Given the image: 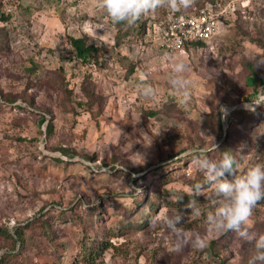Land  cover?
Segmentation results:
<instances>
[{
  "label": "rangeland",
  "instance_id": "obj_1",
  "mask_svg": "<svg viewBox=\"0 0 264 264\" xmlns=\"http://www.w3.org/2000/svg\"><path fill=\"white\" fill-rule=\"evenodd\" d=\"M218 1L221 7L230 2ZM198 4L178 11L193 14ZM236 7L221 17L218 34L203 48L165 51L154 30L177 12L168 7L128 24L114 23L95 0H0V227L13 234L15 227L47 217L56 234L50 241L29 227L27 256L16 264H55L63 255V264H87L80 256L83 243L106 240L104 233H111L114 248L96 264H219V259L249 264L255 242L212 228L207 218L223 198L193 163L198 153L219 160V145L231 141L229 116L235 136L241 139L248 130L243 145L231 146L237 150L236 176L264 162V126H235L239 113L264 103V0ZM69 37L98 47L94 60L84 64ZM248 62L263 84L257 85L256 99L244 101L242 94L253 89ZM178 63L185 65L183 73H175ZM177 75L186 81L183 87L173 86ZM145 85L154 96L143 95ZM261 119L264 125V115ZM49 123L54 131L47 139ZM56 147L76 155L69 159ZM169 191L202 198L194 202L200 215L189 204L160 208ZM146 193L159 206L150 224L138 226L149 213L145 207L133 219L136 227L120 230V209ZM96 207L93 228L103 237L84 232L81 223ZM51 208L66 217L58 218ZM175 210L183 213L180 232L165 220ZM247 228L255 237L264 235V202L254 207ZM212 241L215 254L209 259L205 250ZM5 247L0 238V257Z\"/></svg>",
  "mask_w": 264,
  "mask_h": 264
},
{
  "label": "clouds",
  "instance_id": "obj_2",
  "mask_svg": "<svg viewBox=\"0 0 264 264\" xmlns=\"http://www.w3.org/2000/svg\"><path fill=\"white\" fill-rule=\"evenodd\" d=\"M96 6L110 16L114 23L127 22L134 24L141 16L155 12L158 8L168 7L172 10L187 9L192 6L194 0H95ZM185 65L178 63L174 71L183 73ZM186 83L179 75L172 80L174 87H183ZM145 96H154L155 90L150 85L142 89ZM188 93H184V99ZM193 163L202 170L208 182L214 185L217 196L222 197V202L209 214L208 221L217 232H235L245 240L254 241L255 254L249 264H264V235L255 237L248 231L247 226L251 224L254 207L264 200V162L256 163L248 169L246 174L237 177L236 169L239 163L230 152L221 153L219 160H212L206 155L195 156ZM232 177V179H229ZM201 186H196L200 191ZM192 214L200 215V208L190 202L187 206ZM183 213L175 210L172 216H166L165 220L169 228L174 232H180L177 225L181 223ZM196 243H200L197 237Z\"/></svg>",
  "mask_w": 264,
  "mask_h": 264
},
{
  "label": "trees",
  "instance_id": "obj_3",
  "mask_svg": "<svg viewBox=\"0 0 264 264\" xmlns=\"http://www.w3.org/2000/svg\"><path fill=\"white\" fill-rule=\"evenodd\" d=\"M217 0H194L195 3H199L202 6L210 3V4H215ZM198 4V5H199ZM184 14L177 11L173 13L172 19L179 17V16H183ZM7 20V19H4ZM155 23H159L157 20L156 21H152V28L154 26ZM141 33L142 34H146L148 32V27L146 25V23H144V26L141 28ZM68 44L70 45L72 51L74 52V54L84 63H89L90 61L94 60L93 58L96 56V54L99 52L98 47L88 44L86 42V39H84L83 37H69L68 38ZM207 43L205 41H196L193 43H188L187 45H184V48H203ZM247 68L249 70V74H251L252 77L249 78V84H251V87H253L252 92L249 93L248 95H244L243 96V100L244 101H251L256 99L258 91H257V85H262L263 81L260 79L258 73L254 70L253 66H252V62H248L247 63ZM262 94L264 95V88H263V92ZM230 104V103H229ZM156 113H150L149 116H155ZM216 114V118H217V124L220 130H222L221 126H222V121H221V114L219 109L215 112ZM239 116L241 115L242 117L236 122L235 126H239V128H249V127H255V129L257 128H261L264 125H261V121H262V116L264 115V103L261 102L260 108L257 111H253V112H242L238 114ZM229 120V128H228V139L230 138L231 135V141L228 144L227 141L225 140L221 145H219L218 149L216 150L219 159L221 158V153L225 152V151H230L235 157L237 156V150H233L231 148V146H239V145H243V141L244 139L248 138L247 136V131H244L241 134V139L238 136H235L232 133V130L230 132V129L234 123H232L231 118L229 116L228 118ZM234 126V127H235ZM54 131V127L52 125V123L47 124V129H46V137L47 139H49ZM233 135V137H232ZM248 140V139H246ZM240 141V142H239ZM245 142V141H244ZM238 148V147H237ZM56 151H59L61 153L62 156H65L69 159H71L74 155H76V153H71L70 151H68L66 148H62V147H56L54 148ZM206 155V153H198L196 155ZM239 158V157H238ZM86 160L88 161H94L93 158L91 157H85ZM237 160V159H236ZM57 162H62L61 159H56ZM197 184V183H196ZM206 184L208 185L209 182L206 181ZM160 188L161 186L158 185ZM163 192L162 190H159L157 192L158 194V198L161 199V197L163 196ZM157 197V195H156ZM166 197V201L165 205H162V202L160 201V208L162 207H175L177 204H181L180 206L183 205H188L190 202H195V201H200L202 200V198L196 196V195H188L185 192L182 191H169L166 193L165 195ZM171 199V201H170ZM264 200H261L258 203H263ZM145 207H148L146 209L149 210V213L144 216L142 219V221L140 222V225H138L139 227H142L144 225H149L150 224V220L152 218L151 213H154L158 208V204L156 202H154L152 199H150V195H148L146 193L145 197H143V195L140 197H133L132 198V205L127 207V208H121V214L123 215V220L120 222V230L123 229H127V228H132V227H136V221H133V219L135 218V215L138 214L141 209H144ZM42 210V209H41ZM58 212V218H63L66 217L65 214L63 213L62 210H57L56 208H51L49 210V212ZM51 215V213H50ZM96 216L99 218V208L96 207L95 209L92 210V214L90 215H86L85 218L81 221L82 226H83V231H93L94 233H98L100 235H102L100 233L101 229L97 228L94 229L93 228V221H92V217ZM74 219V218H72ZM77 219H80V217H77ZM126 221V223H124ZM30 227V229H32L33 227H37L41 230L42 232V236L44 238L49 239L50 241H52L53 239L56 238V234H55V228H53L50 224H49V219L47 217H41V219H37V220H33L31 221L25 228L24 227H15L13 229V234L10 232V230L7 227H0V238L3 239V241L6 243V247H5V253L4 255H2L0 257V264H16L18 262V260L20 259L21 261H23L26 258V250L28 247V243L27 240L25 238V230H27ZM138 228V227H137ZM139 229V228H138ZM111 233H104V236L108 238L106 240H101V239H93L92 242H84L83 246H82V254L80 255L81 258L83 259V262H86L87 264H96L99 259L103 256V254L111 249L114 248L113 244L111 243V236L109 235ZM103 237V235H102ZM19 243V248L16 250L17 244ZM215 246H216V242L212 241L209 246L206 248L205 253L207 255V257L209 259H211L213 257V255L215 254ZM16 251V252H15ZM61 258H67V256L65 257V255H63V257ZM60 256H58L55 259V264H63V260L65 259H61ZM219 264H225V260L223 259H219Z\"/></svg>",
  "mask_w": 264,
  "mask_h": 264
},
{
  "label": "built area",
  "instance_id": "obj_4",
  "mask_svg": "<svg viewBox=\"0 0 264 264\" xmlns=\"http://www.w3.org/2000/svg\"><path fill=\"white\" fill-rule=\"evenodd\" d=\"M221 7L217 0L215 4H206L196 9L193 14L176 17L168 22H161L154 31L162 40L161 47L165 51L180 50L188 43L196 41H211L219 30L221 17L228 11H236L239 3L243 6L246 0H229ZM253 1V0H248Z\"/></svg>",
  "mask_w": 264,
  "mask_h": 264
}]
</instances>
